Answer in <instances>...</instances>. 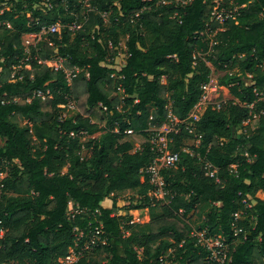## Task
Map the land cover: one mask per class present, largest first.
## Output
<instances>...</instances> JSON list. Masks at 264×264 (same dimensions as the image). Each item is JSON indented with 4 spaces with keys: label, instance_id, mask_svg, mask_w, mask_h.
Returning <instances> with one entry per match:
<instances>
[{
    "label": "trees",
    "instance_id": "1",
    "mask_svg": "<svg viewBox=\"0 0 264 264\" xmlns=\"http://www.w3.org/2000/svg\"><path fill=\"white\" fill-rule=\"evenodd\" d=\"M85 1L25 0L3 10L10 0H0V264H55L75 230L86 239L99 226L105 244L74 264H206L187 220L202 202L213 207L199 229L225 237L226 264H264V0H224L234 18L223 23L211 21L213 0ZM56 24L61 31L24 61L22 37ZM124 39L126 64L108 67ZM55 56L79 70L71 85L46 64ZM215 71L233 100L201 106L190 133L186 120ZM39 91L52 98L34 97ZM67 97L73 118L61 113ZM169 111L179 120L168 138L180 160L162 171L169 202L149 216L158 201L142 171L159 155L151 130ZM189 140L199 141L190 149L200 157L184 152ZM111 195L114 206L123 195L136 201L128 209L141 221L126 225L127 235L131 216L103 206ZM70 203L83 212L70 217Z\"/></svg>",
    "mask_w": 264,
    "mask_h": 264
},
{
    "label": "built area",
    "instance_id": "2",
    "mask_svg": "<svg viewBox=\"0 0 264 264\" xmlns=\"http://www.w3.org/2000/svg\"><path fill=\"white\" fill-rule=\"evenodd\" d=\"M213 3L215 4L214 10L212 12L211 16V21H217L219 23H223L225 20L229 18H234L230 10L225 9L224 0L220 3L217 0H214ZM236 11V9H234ZM135 19L139 18V14H137ZM77 25L74 24L70 27L72 30L73 27ZM80 28V25L78 26V29ZM61 29L60 24H56L53 26H50L48 28H43L39 34H48V33H55L58 32ZM210 30H208L209 32ZM201 35H203L201 33ZM212 35H215V33H211L210 36L211 38ZM215 44L213 41H211V45ZM110 47H112V44L109 43ZM121 45V44H120ZM124 55L127 54V51L124 50L123 52ZM128 55V54H127ZM197 56H201L200 53L196 54ZM47 64V63H46ZM111 68L120 70L123 65L119 66L116 63L110 64ZM59 69V68H55ZM64 70L66 80L69 85H71L72 80L76 76V73L79 72L78 69L75 71L68 70L66 68H61ZM225 87H222L218 84L217 81H211L206 84L203 87V95L201 98L200 103L195 107V109L192 111V113L189 115L188 119L186 120V129L190 132L193 133V124L197 120V110L200 109L201 106L203 105H211L213 109H221L222 105L226 103L227 101L221 99L220 93L223 91ZM261 96L264 98V92L261 94ZM34 97L41 98L43 100L47 98H52V93L50 91H47L46 93L44 92H36L34 94ZM28 101H31V99H28ZM264 114V112H262ZM179 123V120L176 116L173 115L171 111L168 112L164 122L163 126L165 128V131L167 129L168 135L170 133H177V125ZM161 127V128H162ZM129 134L132 133V130L128 131ZM168 137H160L162 140H166ZM199 143V141H197ZM156 151L159 153V155L156 157V159L153 161L151 165H149L146 169L142 171L143 174L148 175L150 178V183L154 186V189L159 190L162 192L163 196L167 195L166 191V184L162 176V171L165 169H172L175 168L177 163L180 160V153L178 152H173L167 149L166 146H161L157 145L153 142ZM167 144V143H166ZM139 149V146L138 148ZM136 149V150H137ZM184 152H189L190 155L192 156H198L200 157L199 154L194 152L193 150L190 149V147H185L183 148ZM203 161V160H202ZM205 161V160H204ZM204 168L206 171V174L209 176H215L217 173V169H215L210 163L204 162ZM232 172L236 173V165L231 166ZM218 181V180H217ZM149 197L152 200H157L155 196H152L149 194ZM72 203H70L71 205ZM74 205V204H73ZM75 208V207H74ZM83 211L75 208V213L69 214L70 217H75V215L82 213ZM236 219H240L239 214H237ZM234 231L235 234H240L242 230L236 226H234ZM7 232L6 227L4 226L3 222L0 221V239H3L5 234ZM76 233V241L74 243L73 248L69 252V254L64 257L59 259L56 264H74L77 263L79 260L83 259L86 257L89 253H91L97 243L100 244H105V239L102 238V228L101 226L95 228V230L92 232L91 237L85 238V233L82 230H75ZM191 237L195 238L197 240V243L204 249V251L207 253L205 257L206 264H226L227 258H228V247L229 244L227 243V240L225 237L218 235V236H210L209 231L207 229L203 230H196L193 229L191 233ZM84 239V241H83Z\"/></svg>",
    "mask_w": 264,
    "mask_h": 264
},
{
    "label": "rangeland",
    "instance_id": "3",
    "mask_svg": "<svg viewBox=\"0 0 264 264\" xmlns=\"http://www.w3.org/2000/svg\"><path fill=\"white\" fill-rule=\"evenodd\" d=\"M217 1H219L220 3L222 2V0H217ZM13 2H16V3L24 2L25 3V0H10V2L4 6L3 10L11 9L13 7ZM80 2H81V0H80ZM86 3H87V0L84 2L85 8L88 6ZM222 4L224 5L225 3H222ZM225 9L229 10L228 7H225ZM80 15L83 17V19H85V11L84 10H82L80 12ZM79 25H81V24H77L75 27H73L72 31L77 32ZM60 31H61V29L58 32H60ZM212 37L214 38V35H212ZM22 40H23V45L25 47V54H27L26 55L27 57H25L23 60L27 61L29 59L28 57H30V55L32 53V49L33 48L38 49L39 47H41V45L43 44L44 41H47V33L43 34V35L42 34H28V35L23 36ZM86 46L87 45H84L83 47H86ZM124 50L127 51L125 39L122 40L121 45L119 46L118 52L115 55L114 59H112V60L109 59V61H113L112 62L113 64L117 62V64L119 66H121V65L124 66L126 64V58H127V54L126 55L123 54ZM200 55H201V53H200ZM46 63L48 66H50L51 68H54V69L56 67L59 69H61L63 67L65 68L63 60L57 56L53 57L51 60L47 61ZM26 67L28 69H30L29 65H27ZM108 67H111V65H108ZM213 71H214V69H213ZM221 75H223V73H217L215 71L212 75V81L213 82L217 81L218 77ZM243 81L248 85L252 84V78H250V77L249 78L243 77ZM220 96H221V99H223L225 101L233 100V97L230 94L228 88H224L223 91H221ZM60 107L62 108L61 113H62L63 118H73L78 114V110L76 109L74 102L70 98H68V102L66 105H61ZM151 131L157 132L156 135L154 136V140H153V142L155 144H157V145L159 144L161 146H163V144H164V146H166L168 150L172 151V148L175 147L174 141L172 139H169V138H167L166 140L160 139V137H168L167 129L165 131V128L162 127V128L157 129V130L154 128ZM82 140L85 141L86 138H83ZM3 145H4V142L0 141V146H3ZM183 146H184V148L185 147H196V148H198L199 144H198V142H196L194 140H189V141L184 142ZM137 148H138V146L135 145L134 151ZM5 176H6V174H2V175H0V178H4ZM166 191H167V189H166ZM150 194L152 196H155L157 198L156 201H158V202H153L155 204L152 203L153 204L152 206H155V207H154L153 211L148 212V215L152 216V215L160 214L162 205L167 204L169 202V200H168L169 192L167 191V195L163 196L161 191L154 189L150 192ZM257 198L264 200V194L259 193L257 195ZM115 199H116V197L111 195L109 198H107L104 201L103 204L105 206H109V208H113V212H114L113 215L126 216V217L131 216V220L129 222L125 221L124 222L125 225H123V232L125 235H127L128 230L126 228V225L140 223V221H141L140 212H139V210H129L128 209V207L131 204H136V201L133 200L130 195L120 196L119 199H121V200L118 202L117 206H114ZM212 207L213 206L202 202L201 204L198 205V207L195 210H193L191 213H189L187 215V220L191 224L193 229L200 230L199 229L200 226L204 222L206 215L209 213V211L211 210ZM68 213L69 214L75 213V208H74L73 203L69 206ZM150 213H151V215H150ZM245 214H246V212L239 214L240 219H243ZM249 216L250 215H246V217L250 218L251 221L253 222L254 218L251 216L249 217ZM11 264H17V263H11ZM173 264H177V263L174 262Z\"/></svg>",
    "mask_w": 264,
    "mask_h": 264
},
{
    "label": "crops",
    "instance_id": "4",
    "mask_svg": "<svg viewBox=\"0 0 264 264\" xmlns=\"http://www.w3.org/2000/svg\"><path fill=\"white\" fill-rule=\"evenodd\" d=\"M107 202V201H106ZM104 205V204H103ZM105 206V205H104ZM106 208H109V206H105Z\"/></svg>",
    "mask_w": 264,
    "mask_h": 264
}]
</instances>
